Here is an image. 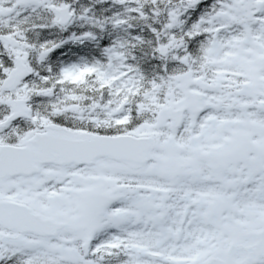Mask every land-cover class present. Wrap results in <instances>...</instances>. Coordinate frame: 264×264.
<instances>
[{
  "label": "snow or ice",
  "instance_id": "obj_1",
  "mask_svg": "<svg viewBox=\"0 0 264 264\" xmlns=\"http://www.w3.org/2000/svg\"><path fill=\"white\" fill-rule=\"evenodd\" d=\"M0 264H264V0H0Z\"/></svg>",
  "mask_w": 264,
  "mask_h": 264
}]
</instances>
